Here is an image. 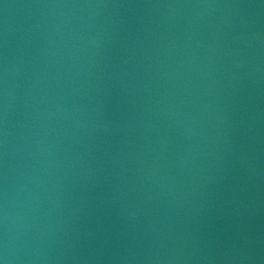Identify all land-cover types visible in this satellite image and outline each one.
<instances>
[{
    "label": "water",
    "instance_id": "water-1",
    "mask_svg": "<svg viewBox=\"0 0 264 264\" xmlns=\"http://www.w3.org/2000/svg\"><path fill=\"white\" fill-rule=\"evenodd\" d=\"M0 264H264V0H0Z\"/></svg>",
    "mask_w": 264,
    "mask_h": 264
}]
</instances>
